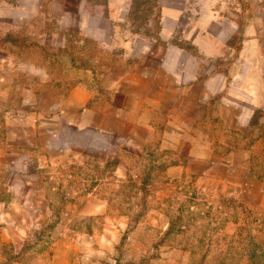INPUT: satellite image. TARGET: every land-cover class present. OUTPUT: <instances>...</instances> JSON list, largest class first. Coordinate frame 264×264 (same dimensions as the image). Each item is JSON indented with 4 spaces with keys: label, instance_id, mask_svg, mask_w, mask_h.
Returning a JSON list of instances; mask_svg holds the SVG:
<instances>
[{
    "label": "crops",
    "instance_id": "1",
    "mask_svg": "<svg viewBox=\"0 0 264 264\" xmlns=\"http://www.w3.org/2000/svg\"><path fill=\"white\" fill-rule=\"evenodd\" d=\"M24 1L0 4V264L3 248L20 251L51 213L48 183L62 166L117 159L125 173L128 158L149 157L164 168L156 182L230 184L245 195L264 184V18L255 21L251 4L239 13L238 0H155L157 29L119 48L116 18L78 0L84 30L75 38L108 47L111 59H94L99 67H84L85 79L64 83L9 34L24 27L39 44L48 36L43 1ZM55 40L61 47L66 35ZM83 199L85 215L109 204L101 193Z\"/></svg>",
    "mask_w": 264,
    "mask_h": 264
},
{
    "label": "rangeland",
    "instance_id": "2",
    "mask_svg": "<svg viewBox=\"0 0 264 264\" xmlns=\"http://www.w3.org/2000/svg\"><path fill=\"white\" fill-rule=\"evenodd\" d=\"M23 1L0 0V4L17 8ZM42 1L40 11L47 17L44 31L48 35L44 44L28 37L24 27L9 33L17 45L29 49L33 62L45 61L52 68L50 74L69 83L75 77L85 79L87 65L99 67V62L111 59L108 47L100 49L75 38L74 33L84 30L75 21L78 0ZM87 1V11L116 18L113 29L119 48L126 42L132 47L138 33L149 35L158 27L160 8L155 0ZM238 1L230 4L237 2V8L241 4L239 13L251 4L255 21L264 18V0ZM102 3L104 7H97ZM30 27L35 32L39 29L36 24ZM5 29L0 23V32ZM59 34L66 35V40L57 48L53 43ZM55 63L67 70L52 71ZM70 63L81 68L69 70ZM149 159L145 166L144 160L138 165L128 158L125 173L115 168L117 159L104 167L95 157L93 167L85 162L60 167V175L48 183L55 187L51 213L42 227L29 232L20 251L3 248L1 264H264V184L245 195L230 184L219 188L206 182H156L165 176L164 168L153 167ZM88 193L108 197L105 213H78Z\"/></svg>",
    "mask_w": 264,
    "mask_h": 264
}]
</instances>
